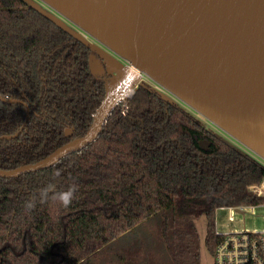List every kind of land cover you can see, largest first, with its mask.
Returning a JSON list of instances; mask_svg holds the SVG:
<instances>
[{"label":"trees","instance_id":"16d2710c","mask_svg":"<svg viewBox=\"0 0 264 264\" xmlns=\"http://www.w3.org/2000/svg\"><path fill=\"white\" fill-rule=\"evenodd\" d=\"M97 49L26 0H0V169L89 128L111 76ZM28 120L15 138L13 134ZM264 166L141 79L98 136L53 165L0 177V264H204L217 207L264 203ZM71 195L65 206L63 198ZM114 244L111 247V244ZM109 249V250H108Z\"/></svg>","mask_w":264,"mask_h":264},{"label":"water","instance_id":"95a60500","mask_svg":"<svg viewBox=\"0 0 264 264\" xmlns=\"http://www.w3.org/2000/svg\"><path fill=\"white\" fill-rule=\"evenodd\" d=\"M127 61L110 78L87 131L35 163L0 169L17 177L53 165L93 141L141 75L264 159V0H42ZM93 70L103 71L99 60ZM7 102L19 100L7 99ZM17 132L2 135L15 138ZM243 150V149H242ZM245 151V150H243ZM246 151V152H248Z\"/></svg>","mask_w":264,"mask_h":264},{"label":"rangeland","instance_id":"374dc122","mask_svg":"<svg viewBox=\"0 0 264 264\" xmlns=\"http://www.w3.org/2000/svg\"><path fill=\"white\" fill-rule=\"evenodd\" d=\"M30 5L36 6L40 11L46 13L48 16L54 18L64 29L70 30L72 33H75L79 38L83 39L85 42H89L94 46L99 54L100 59L99 63L103 66V71L106 69L108 74L112 78H117L122 75L121 71L123 67L127 64V61L124 58L118 56L113 52L109 47L104 46L95 38H93L89 33L80 29L69 19L64 17L62 14L57 12L51 6H48L42 0H26ZM141 79L148 81L154 88L161 93V95L171 101L178 102L184 109L191 111L192 109L180 101L178 98H175L170 92H168L161 85H158L153 80H150L147 76L142 75ZM134 82L133 87L141 80ZM131 94V93H130ZM129 94V95H130ZM194 112V111H193ZM202 117V116H201ZM202 119H205L202 117ZM206 126L211 129L213 132H217L227 139L231 144H234L240 149L248 151L241 143H239L235 138L229 136L226 132H223L216 125H213L207 119H205ZM249 152V151H248ZM232 216V219L229 217ZM215 230L216 232L224 233L233 231L234 229L247 228L249 230L259 229L264 230V203L256 204L251 211L250 207H245V209H240L234 207L232 211L226 206L217 207L215 210ZM195 226L198 232V237L200 240V255L199 258L204 264H212L213 257L210 255L204 243V236L206 232V222L204 215L199 216L194 220ZM113 243L111 247H113ZM115 246V245H114ZM109 250V249H108ZM88 264V263H84Z\"/></svg>","mask_w":264,"mask_h":264},{"label":"built area","instance_id":"2783aa9c","mask_svg":"<svg viewBox=\"0 0 264 264\" xmlns=\"http://www.w3.org/2000/svg\"><path fill=\"white\" fill-rule=\"evenodd\" d=\"M190 112L201 119L203 117L197 112H193V110ZM202 120L205 121V119ZM255 157L264 166V159L258 156ZM250 190L264 196V177L258 182L251 183ZM254 206L251 204L248 207L252 211ZM227 207L232 211L234 207L245 209L247 206L236 205ZM229 218L232 219V216ZM216 233L221 237L211 255L213 257L212 264H264V230L242 228Z\"/></svg>","mask_w":264,"mask_h":264},{"label":"clouds","instance_id":"9594fccd","mask_svg":"<svg viewBox=\"0 0 264 264\" xmlns=\"http://www.w3.org/2000/svg\"><path fill=\"white\" fill-rule=\"evenodd\" d=\"M70 202H71V195L70 194L65 195L63 198L64 205L67 206Z\"/></svg>","mask_w":264,"mask_h":264},{"label":"bare ground","instance_id":"6f19581e","mask_svg":"<svg viewBox=\"0 0 264 264\" xmlns=\"http://www.w3.org/2000/svg\"><path fill=\"white\" fill-rule=\"evenodd\" d=\"M124 68H125V67H123V69H122V71H121L122 74H123ZM141 76H142V75H141ZM141 76H140L139 78H137V79L135 80V82L138 81L139 79H141ZM132 91H133V84H132V85L130 86V88L127 90V92H126L125 95H129L130 93H132Z\"/></svg>","mask_w":264,"mask_h":264}]
</instances>
